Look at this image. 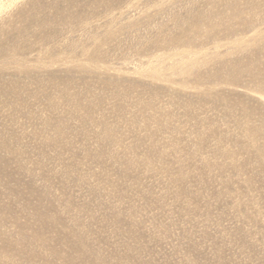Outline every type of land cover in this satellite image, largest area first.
Returning a JSON list of instances; mask_svg holds the SVG:
<instances>
[{
  "label": "rangeland",
  "instance_id": "rangeland-1",
  "mask_svg": "<svg viewBox=\"0 0 264 264\" xmlns=\"http://www.w3.org/2000/svg\"><path fill=\"white\" fill-rule=\"evenodd\" d=\"M235 11L264 35V0H0V264H264V45L219 84L147 66Z\"/></svg>",
  "mask_w": 264,
  "mask_h": 264
},
{
  "label": "bare ground",
  "instance_id": "bare-ground-1",
  "mask_svg": "<svg viewBox=\"0 0 264 264\" xmlns=\"http://www.w3.org/2000/svg\"><path fill=\"white\" fill-rule=\"evenodd\" d=\"M202 19L207 20L208 17L201 16L199 12H196L191 17L190 28L198 29L201 25ZM228 19L229 21L227 22L228 25L226 27L227 29L226 35L233 36L235 32H237L235 34V36L237 37L236 38H229L226 36L224 37V39H228L226 43L227 45H229L227 46L228 48L226 49V51L224 52L209 51V48L203 44L196 46H186L184 48L176 50L175 52H172L171 54L173 60L170 63H166L164 61L166 64L162 62L163 61L162 55H155V58L151 60L152 62H149V64L147 65L150 68L149 75L157 80H163L168 75L178 74L181 77V81L179 80L180 81L179 84H181L182 86L187 85V81L185 80V78L187 79V77L188 76L190 77L191 75L194 76V80H195L194 82L200 84L202 83L207 86L208 84H212V83L214 84L220 83V82H216L217 81L216 78L218 77L220 71H217V74L216 73L211 74L209 73V71L208 72L206 71L208 70L207 66H210L211 64H220L225 68L226 67L229 68L230 72L237 74L238 71H240V61L239 59L236 60L230 59L231 61L227 63L229 61L228 59L230 58V55L236 54V52H243L244 50L247 51L248 49H252V48L255 49V52L256 50L258 52L260 47L264 45V35H262V31L260 30L261 27L257 26L254 19L248 18L247 20H243L241 18V13H239L238 11L233 12L228 17ZM255 19L258 22H262V21L264 22L263 14L256 16ZM234 23L238 24V29H239L238 31L234 29ZM217 25H218L217 22L209 24L210 30H212ZM247 30H250L251 33L245 35ZM207 34L210 35V33ZM191 38L192 37L188 39ZM7 64L5 63L3 64L0 62V73H2L7 68L6 67ZM13 67H17V63L14 64ZM236 80H237L236 75L232 74L231 76H229V78H227L226 83L232 86H238ZM253 92L256 93L255 97L260 101L259 105L264 108V86L262 85L258 86ZM246 117L247 119L253 122L256 120L262 121L264 119V113L260 111L259 113L255 114L254 112L246 111Z\"/></svg>",
  "mask_w": 264,
  "mask_h": 264
}]
</instances>
